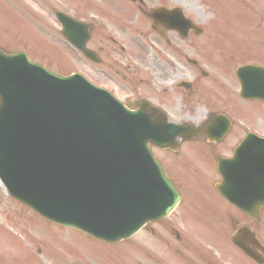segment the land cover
Returning a JSON list of instances; mask_svg holds the SVG:
<instances>
[{
    "label": "water",
    "instance_id": "1",
    "mask_svg": "<svg viewBox=\"0 0 264 264\" xmlns=\"http://www.w3.org/2000/svg\"><path fill=\"white\" fill-rule=\"evenodd\" d=\"M118 109L82 78L0 53V178L9 193L105 241L137 230L147 136L142 117Z\"/></svg>",
    "mask_w": 264,
    "mask_h": 264
},
{
    "label": "rangeland",
    "instance_id": "2",
    "mask_svg": "<svg viewBox=\"0 0 264 264\" xmlns=\"http://www.w3.org/2000/svg\"><path fill=\"white\" fill-rule=\"evenodd\" d=\"M22 1L30 6L33 14H29L19 0H0V16L3 18H0V48L11 52L23 50L34 60L63 74L74 72L76 70L74 51L61 37V28L54 13H68L75 10L74 6L76 7L78 1L83 7H86L88 2L86 0ZM10 15L19 17L25 24V29L18 26L19 20L16 17ZM251 24L253 30L259 28L258 24L257 26H254L253 22ZM27 29H30L34 36L25 33L28 32ZM223 30L228 34L226 27ZM263 39L261 34L255 37L256 42ZM210 46L221 50L229 47L227 44L220 46V40L215 36L210 38ZM248 47L249 44H243L239 49ZM216 54L211 56L220 62L222 57H216ZM240 61L242 58L235 59L234 64ZM254 123V127L258 128L257 122ZM197 158L198 164L203 165L204 159L199 150H197ZM204 170L209 168L204 166ZM18 205L5 195L0 184V225H8L14 234L13 236L9 230L0 228L1 264H81L83 261H90L91 264H139L143 261L144 255L139 257L136 248L138 237L107 249L74 230L52 227L30 211L19 208ZM38 249H41L40 254H37ZM116 250L129 258L123 259V256L116 255ZM146 253L150 254L151 250Z\"/></svg>",
    "mask_w": 264,
    "mask_h": 264
},
{
    "label": "flooded vegetation",
    "instance_id": "3",
    "mask_svg": "<svg viewBox=\"0 0 264 264\" xmlns=\"http://www.w3.org/2000/svg\"><path fill=\"white\" fill-rule=\"evenodd\" d=\"M220 1V0H219ZM231 2L244 3L246 8L251 11L253 6L250 4L251 0H230ZM145 2V0H144ZM143 5L146 7V2ZM175 4L172 7L169 4L161 3L159 7L161 8H177L178 6L184 8V5L188 4V0H172ZM226 2V1H225ZM264 6V2L261 3ZM140 9V7H137ZM247 14V12L237 11L233 5H224L223 10L219 14ZM254 14L252 11L250 12ZM187 14L188 12L184 11V15L187 18H190ZM256 14L257 11H256ZM145 15V14H143ZM260 22L264 25V14H260ZM254 16V15H253ZM149 23H143L140 27L138 33L142 35L144 44L140 41H135V47L138 52L126 53L122 45L118 42L109 38L111 45L105 50L101 43L102 41H96L93 47V51L98 55L99 61L98 64H93V67L90 69L91 75L98 81H105V86L111 89L113 92L129 99V102H141L149 101L152 104L166 109V107L171 110L176 109L175 102L177 103V94H175L176 88H178V79L185 80L186 75H178L179 69L176 59L173 58L174 51L177 50V40L179 39V34L176 30L169 29V24L167 21L159 20L157 23L146 18ZM114 20V19H113ZM97 27V26H96ZM118 28L124 30L125 26L122 23H119ZM236 28V27H234ZM94 29V27H93ZM99 29H101L99 27ZM154 31L157 33L156 37L150 38V32ZM202 32L197 33L196 35L201 34ZM191 34H195L193 30H189L187 33V38L191 37ZM261 37H264V32H261ZM146 46H151L154 48V58H147L148 49ZM164 47V49L162 48ZM231 60H224V62H229L228 66L234 64L235 59L242 58L240 61L241 66L248 65H257L248 62L260 61V65L264 67V46L261 52H258L256 48L248 47L246 49H239L233 47ZM130 54H135L136 56V65H132L128 59ZM190 69L188 70L189 76H194V72H198L203 78L210 79L211 75L204 72L203 68L198 64L197 61H190ZM192 86L195 85V80H191ZM174 92V94L172 93ZM231 93L230 90H228ZM155 102H154V101ZM184 103L189 110L195 108L196 103L191 99H184ZM225 104L232 105L235 110L237 108L241 109L240 103L236 102L232 97L226 95ZM208 109L211 105L206 103ZM238 105V107H236ZM259 107H255L258 109ZM212 109V108H211ZM252 109V108H251ZM260 112H264V108H259ZM239 142V141H238ZM210 197V196H209ZM214 207H220V204H214ZM228 217L232 222V227L235 229V232L241 227H248V229L253 230L256 238H258V225L263 224L264 222V209L261 211L260 220H250L245 215L237 213L235 217L229 210L224 209L221 216ZM212 225H217L221 228V231L224 234H227L230 229H226L224 225L217 219L213 218L210 220ZM175 221L170 222H161L157 224L158 232L150 230L155 237L162 242L171 247L170 240H175L172 235H175L176 240L180 243H183L180 235L174 228ZM264 225V224H263ZM251 226V228H250ZM231 227V226H230ZM231 238V237H230ZM263 249L253 245L249 239L242 238L240 243L247 244V248L256 256V260L249 258L246 255H242V252L239 248H230L226 252L224 251L220 259L217 261L214 257H211L207 252H197V259L193 260L194 254L190 257L184 256L180 249H184V246L179 244L174 247V250L179 254L188 264H264V243L258 238Z\"/></svg>",
    "mask_w": 264,
    "mask_h": 264
}]
</instances>
